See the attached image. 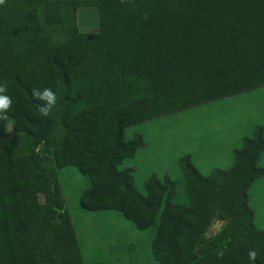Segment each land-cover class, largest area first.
Instances as JSON below:
<instances>
[{"label": "trees", "instance_id": "16d2710c", "mask_svg": "<svg viewBox=\"0 0 264 264\" xmlns=\"http://www.w3.org/2000/svg\"><path fill=\"white\" fill-rule=\"evenodd\" d=\"M92 6L99 31L84 33L79 12ZM0 83L12 99L11 132L0 121V264H86L59 185L67 167L90 180L84 210L155 229L159 264H264L250 204L263 125L229 168L203 174L181 157L186 205L169 176H150L143 194L121 169L145 146L128 127L264 86V0H6ZM34 88L57 94L47 117Z\"/></svg>", "mask_w": 264, "mask_h": 264}, {"label": "rangeland", "instance_id": "374dc122", "mask_svg": "<svg viewBox=\"0 0 264 264\" xmlns=\"http://www.w3.org/2000/svg\"><path fill=\"white\" fill-rule=\"evenodd\" d=\"M79 23L82 32L97 33L98 8H82ZM259 125L264 126V86L128 127L126 140L141 134L145 146L125 160L121 169L133 170L135 185L143 194L150 176L156 174L162 180L169 176L178 183L173 202L186 205L190 201L181 157L191 155L203 174L229 168L243 139ZM259 164L264 167V153ZM58 178L86 264H159L152 254L154 228L140 230L118 211L84 210L80 196L90 187V180L77 167L60 169ZM250 204L256 224L264 229V177L253 183Z\"/></svg>", "mask_w": 264, "mask_h": 264}, {"label": "clouds", "instance_id": "9594fccd", "mask_svg": "<svg viewBox=\"0 0 264 264\" xmlns=\"http://www.w3.org/2000/svg\"><path fill=\"white\" fill-rule=\"evenodd\" d=\"M6 0H0V5H5ZM8 91L6 83H0V121H8V131H11V118L8 113L12 108V99L6 93ZM32 96L38 101H43V104L37 105L38 111L41 116L47 117L52 113L53 108L57 104V94L51 88H44L43 90L34 88ZM250 261H255L257 252L251 250L249 253Z\"/></svg>", "mask_w": 264, "mask_h": 264}]
</instances>
